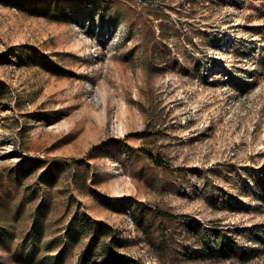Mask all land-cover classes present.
<instances>
[{
    "label": "rangeland",
    "instance_id": "1",
    "mask_svg": "<svg viewBox=\"0 0 264 264\" xmlns=\"http://www.w3.org/2000/svg\"><path fill=\"white\" fill-rule=\"evenodd\" d=\"M220 235L264 250V0H0V264L264 262Z\"/></svg>",
    "mask_w": 264,
    "mask_h": 264
},
{
    "label": "trees",
    "instance_id": "2",
    "mask_svg": "<svg viewBox=\"0 0 264 264\" xmlns=\"http://www.w3.org/2000/svg\"><path fill=\"white\" fill-rule=\"evenodd\" d=\"M116 141L123 144L125 147L130 148L124 140L119 139ZM150 156L152 157V159H154L156 163L158 164L162 163L161 159L155 156L154 154L150 153ZM54 161L59 162V163L72 164L75 160L66 158V159H55ZM157 213L164 219H173L176 217L173 214L163 212V211H158ZM219 237H220V240H219L218 246L215 248H208L207 250V252L210 253L212 257H221L225 259L239 258L243 261H249L253 258L260 257V255L264 252V250L259 246L261 242L257 244L256 246L245 247L243 248L242 252H239V248L237 247V245L227 242L225 236L223 235L222 236L220 235ZM105 257H106L107 263L110 261H114L117 263L133 262L134 264H143L139 261L133 260L132 258L124 254H121L117 251L109 250V249L105 250ZM257 264H264V262H259Z\"/></svg>",
    "mask_w": 264,
    "mask_h": 264
}]
</instances>
